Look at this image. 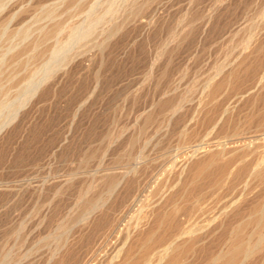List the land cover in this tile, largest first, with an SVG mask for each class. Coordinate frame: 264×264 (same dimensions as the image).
Masks as SVG:
<instances>
[{
  "label": "rangeland",
  "instance_id": "1",
  "mask_svg": "<svg viewBox=\"0 0 264 264\" xmlns=\"http://www.w3.org/2000/svg\"><path fill=\"white\" fill-rule=\"evenodd\" d=\"M0 72V264H264V0H0Z\"/></svg>",
  "mask_w": 264,
  "mask_h": 264
},
{
  "label": "bare ground",
  "instance_id": "2",
  "mask_svg": "<svg viewBox=\"0 0 264 264\" xmlns=\"http://www.w3.org/2000/svg\"><path fill=\"white\" fill-rule=\"evenodd\" d=\"M1 2H2V0H1ZM182 24V23H181ZM183 26V25H182ZM179 32V31H178ZM177 32V33H178ZM250 37V36H249ZM247 44V43H246ZM217 72V71H216ZM222 72V70L220 69L218 72H217V74L218 73H221ZM1 73V72H0ZM2 74V73H1ZM225 75V74H224ZM223 76V75H222ZM223 78V77H222ZM214 79H215V77H211L210 78V80L208 81V83L206 84V87H210V85L213 83V81H214ZM262 81H264V73H263V75H262V77L260 78V80L258 81V83L257 84H262L261 82ZM215 82V81H214ZM221 83V82H220ZM256 84V85H257ZM37 85L38 84H36V85H34V88H36L37 87ZM218 85H221V84H218ZM212 86V85H211ZM258 86V85H257ZM255 87V86H254ZM213 88V87H212ZM218 88V87H217ZM216 88V89H217ZM256 88V87H255ZM254 88V89H255ZM207 89V88H206ZM211 90V89H210ZM215 90V89H214ZM219 90V89H218ZM250 90V89H249ZM32 93H34V92H32ZM244 94V93H243ZM242 96V95H241ZM241 96H238V97H241ZM244 96V95H243ZM242 96V97H243ZM20 103V102H19ZM228 105V104H227ZM230 105V104H229ZM228 105V106H229ZM229 107H226L224 110H223V112H222V114L221 115H219V117H218V119H214L215 120V122L212 124L213 126L212 127H217L218 125V123H219V121L222 119V117L224 116V114L229 110L228 109ZM231 109V108H230ZM18 110H19V108H17L15 111H14V113H13V115L11 116V118H10V120L11 119H13V118H15L16 117V115L18 114ZM7 118V117H6ZM222 122V121H221ZM2 126V125H1ZM1 126H0V128H1ZM4 126V125H3ZM225 148H222L221 150H219L218 151V154H220V155H225L226 153H225ZM197 152H198V149L197 150H195V152H194V154H192V156L193 155H196L197 154ZM217 153V152H216ZM217 155V154H216ZM228 155V154H227ZM191 155H190V158L192 157ZM226 156V155H225ZM217 157V156H216ZM221 157H223L224 158V156H221ZM220 157V158H221ZM194 158V157H193ZM227 158V157H226ZM222 159V158H221ZM229 164V163H228ZM235 165V164H234ZM227 166V165H226ZM234 169H235V166L233 167V166H231L230 167V173H232L233 171H234ZM251 171L248 173V175H247V177H246V179H245V184L247 183L246 181H249V179H251V178H260V177H263L264 176V155L261 157V158H259V160H258V162L256 163V165L252 168V169H250ZM244 182V181H243ZM249 183H250V181H249ZM244 184V183H243ZM247 186V185H246ZM164 190V189H163ZM243 191H244V189H243ZM161 193V192H160ZM243 195H244V193L242 192L240 195H239V197H237L235 200H233L230 204H229V208L231 209L232 207H234V206H236V204L237 203H239V201H241L242 200V198H243ZM93 206V205H92ZM228 208V209H229ZM260 211L263 213V216H264V200H263V203H262V206L260 207ZM262 216V219H264V217ZM192 231H193V229L192 228H190V229H188V230H178L176 233H174V235H173V237H172V239H170L169 240V242L168 243H166L161 249H159L155 254L157 255V264H159L160 262H163V261H165V264H182L183 263V259L185 258V256L183 255L184 254V252H183V250L184 249H182V247L184 246L183 244L184 243H180L179 242V240L183 237V236H185V235H187V234H190V233H192ZM170 233V232H169ZM165 237H164V235H161L160 237H159V240H162V239H164ZM237 249H238V247H237ZM221 250H222V248H221ZM247 250V249H246ZM237 251V250H236ZM250 251V250H249ZM183 252V253H182ZM245 252V251H244ZM243 252V253H244ZM248 252V251H247ZM251 253V252H250ZM248 253H246L245 255H247ZM216 257V256H215ZM213 258V259H217V258ZM243 258H245V257H243ZM215 260H213V262L215 261ZM224 262V261H223ZM228 263V262H227ZM242 263V262H241ZM161 264V263H160Z\"/></svg>",
  "mask_w": 264,
  "mask_h": 264
}]
</instances>
